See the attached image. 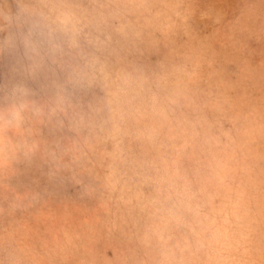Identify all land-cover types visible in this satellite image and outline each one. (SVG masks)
Masks as SVG:
<instances>
[{
	"label": "rangeland",
	"instance_id": "1",
	"mask_svg": "<svg viewBox=\"0 0 264 264\" xmlns=\"http://www.w3.org/2000/svg\"><path fill=\"white\" fill-rule=\"evenodd\" d=\"M0 264H264V0H0Z\"/></svg>",
	"mask_w": 264,
	"mask_h": 264
}]
</instances>
